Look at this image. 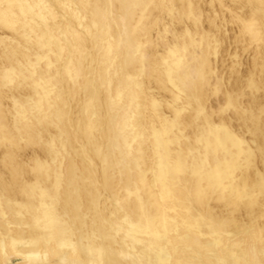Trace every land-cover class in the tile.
<instances>
[{
	"label": "bare ground",
	"instance_id": "1",
	"mask_svg": "<svg viewBox=\"0 0 264 264\" xmlns=\"http://www.w3.org/2000/svg\"><path fill=\"white\" fill-rule=\"evenodd\" d=\"M10 254L264 264V0H0Z\"/></svg>",
	"mask_w": 264,
	"mask_h": 264
},
{
	"label": "rangeland",
	"instance_id": "2",
	"mask_svg": "<svg viewBox=\"0 0 264 264\" xmlns=\"http://www.w3.org/2000/svg\"><path fill=\"white\" fill-rule=\"evenodd\" d=\"M155 35L156 34H154V37H155ZM214 101V102H213ZM212 102H213V104H215L216 103V100L215 99H212ZM29 151H30V149H28ZM24 151V153H23V157H25L24 158V160L25 161H27V157L29 156V151ZM25 154H28V155H25ZM22 259L19 257V256H17V255H13V254H10L6 259H5V261H4V263L5 264H18L20 261H21Z\"/></svg>",
	"mask_w": 264,
	"mask_h": 264
}]
</instances>
